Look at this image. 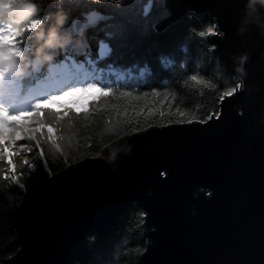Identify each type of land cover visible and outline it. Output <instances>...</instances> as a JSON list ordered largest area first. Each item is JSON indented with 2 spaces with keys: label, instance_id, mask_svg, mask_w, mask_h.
<instances>
[{
  "label": "water",
  "instance_id": "95a60500",
  "mask_svg": "<svg viewBox=\"0 0 264 264\" xmlns=\"http://www.w3.org/2000/svg\"><path fill=\"white\" fill-rule=\"evenodd\" d=\"M165 7L169 15L162 28L187 17H209L214 24L219 18L228 40L213 54L225 76L244 85L236 97L225 98L235 101L233 116L218 126L193 121L126 134L98 156L38 179L12 215L19 248L0 264H89L93 248L87 234L101 242L134 204L144 211L145 249L157 244L145 256L151 264H261L264 6L165 0ZM73 26L78 31L83 24L74 20ZM242 55L244 73L236 71ZM223 105L221 100L219 111ZM145 190L154 196L150 216Z\"/></svg>",
  "mask_w": 264,
  "mask_h": 264
},
{
  "label": "trees",
  "instance_id": "16d2710c",
  "mask_svg": "<svg viewBox=\"0 0 264 264\" xmlns=\"http://www.w3.org/2000/svg\"><path fill=\"white\" fill-rule=\"evenodd\" d=\"M26 2L34 6L28 19L37 18L42 23L15 38L14 47L23 53L20 59L29 65L27 75L21 80L30 85L46 76L51 66L65 64L74 86L86 88L92 83L111 91L107 95L91 91L68 96L64 91L55 94L60 97L57 101L40 103L41 109L66 113L59 123L51 114L45 116L43 111L39 114L45 119L44 135L37 133L44 161L40 160L36 142L26 137L20 142L27 143L30 151L16 155L12 149H6L3 164L8 172L16 173L24 188L21 190L18 184L5 180V173L0 172V262L17 252L13 212L28 186L48 177L45 172L54 174L74 162L98 156L104 146L126 134L180 120L204 119L209 113L219 111L220 93L235 85L232 78L225 76L214 54L208 51L211 45L207 37L197 35L214 24L209 17H187L162 28L159 23L169 15L165 0H124L120 6L112 3L98 6L90 0ZM94 10L105 14L99 26L75 31L74 20L85 25V14ZM59 16L64 20L57 27L58 35L69 34L79 43L63 50L45 49L54 53L53 61L45 63L35 49L47 38L49 29L56 26ZM121 28L135 31V46H114L111 53L99 47L105 32ZM33 57L40 58L43 64L42 71L35 74L30 69ZM169 58L175 63L165 66ZM114 70L125 76L118 77ZM193 75L197 76L196 81L190 78ZM66 89L69 91L68 87ZM48 129H52L55 141L48 139ZM25 159L32 168L27 167ZM9 160L12 161L10 167ZM44 162L50 167L42 170ZM143 223L144 211L134 204L101 242L98 243L95 233H88L93 248L89 264H140L147 244Z\"/></svg>",
  "mask_w": 264,
  "mask_h": 264
},
{
  "label": "snow or ice",
  "instance_id": "6c2138e0",
  "mask_svg": "<svg viewBox=\"0 0 264 264\" xmlns=\"http://www.w3.org/2000/svg\"><path fill=\"white\" fill-rule=\"evenodd\" d=\"M90 2L94 5H107L109 3L120 6L123 4L124 0H90ZM18 11L21 12L24 16L28 18L32 16L34 7L32 3H25L21 9ZM84 30L90 29L92 26H99V22L105 18V14L99 12L98 10H94V13H87ZM112 19L111 16L108 17ZM42 21L37 18L27 19L26 23L22 27H16L14 24L10 22H6L2 18H0V49H3L6 46L13 45L15 43V38L19 37L23 32H31L35 30L39 25H41ZM200 37H220L219 40L208 41L211 47L208 49L210 53H214L216 49L227 42L228 33L219 26V18H217L216 24H210L206 29H203L197 33ZM55 38L53 37L52 40ZM137 43L136 33L132 29L121 28L115 31H107L104 34V38L99 41V47L107 48L109 53H111L116 48H121L123 46H135ZM23 53L15 48H12L10 51L0 50V172H4V179L9 180L12 183L18 184L19 188L22 190L24 185L19 183L18 177L15 172H8L7 167L4 166L3 162L6 156V149H12L13 153L19 155L22 152L30 151L29 145L27 143H21L25 137L35 143V147L40 151V160L44 161V153L41 149V145L38 142L37 133L40 136L44 135L45 128V119L41 117L39 114L43 111L45 116L51 114L53 115L57 123L61 119H63L66 113L60 112H52L51 109H41L40 103L43 100H47L49 103H53L57 101L60 97L46 93L44 95H38L30 98H26L25 107H20V93L15 90L11 85H13L20 77H23L27 74H21L20 72V64L19 60L22 58ZM169 63H175V61L170 58L165 61V66ZM193 81L197 80V76L193 75L190 77ZM69 91L64 92L65 96L73 95L79 92H91L96 91L100 92L104 95H107L111 90L105 89L97 86L96 84H88L86 88L77 87L74 85H67ZM244 85L237 83L234 86L224 90L220 93L218 97L220 100L224 101L223 111H213L209 113L204 119L197 121V123L204 124L208 127H212L214 125H220L226 122L231 116H233L231 112V104L235 101L227 100V97H236L238 90H240ZM243 95V93H241ZM68 112L71 109H67ZM8 117H13V119H8ZM234 119H237L233 117ZM239 119H242L240 117ZM193 123V121H176L178 124L183 123ZM48 139L51 141H55V136L53 135L52 129H48L47 133ZM12 161L9 160L8 167L11 166ZM24 163L27 167L32 168L33 165L28 163L25 159ZM50 165L47 162L42 164V170L48 169ZM68 171H72L71 168ZM51 172H45V175L51 176ZM160 176L167 177V171H160ZM67 176V173H65ZM56 181H60L62 179L61 175H57L55 177ZM70 179V178H69ZM49 183H52L50 180ZM262 185H264V168H262ZM147 190L143 194V198L145 201V212L148 216L152 213V205L154 201V196H148L146 194ZM261 220H262V237H261V248H260V260L261 264H264V206L261 208ZM157 244L153 242V244L144 250V254H142L140 264H151V258L145 259L146 254L149 252V249L152 248L155 250ZM225 264V262H222Z\"/></svg>",
  "mask_w": 264,
  "mask_h": 264
},
{
  "label": "clouds",
  "instance_id": "9594fccd",
  "mask_svg": "<svg viewBox=\"0 0 264 264\" xmlns=\"http://www.w3.org/2000/svg\"><path fill=\"white\" fill-rule=\"evenodd\" d=\"M25 3H27L26 0H0V18L18 27L23 25L28 17L21 14V12L18 10L21 9ZM257 3L264 6V0H248V7L253 8ZM63 20V16H59L57 18L55 22L56 26L49 29V31L47 32V38L43 39V42L35 49L36 55L39 56L45 63L52 62L54 59V53L46 52L44 51L45 49L63 50L67 46H78L79 42L74 41L71 35H58L57 27L63 23ZM53 37L55 38L54 40H52ZM39 38L40 36L38 35L37 39ZM246 60L247 55H242L240 57L239 66L236 68L237 72L244 73L243 64ZM18 62L20 64L21 74H27V69L29 67L28 63L24 62L23 59H20Z\"/></svg>",
  "mask_w": 264,
  "mask_h": 264
}]
</instances>
